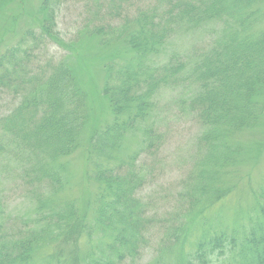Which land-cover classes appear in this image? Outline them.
I'll return each mask as SVG.
<instances>
[{"label":"trees","instance_id":"1","mask_svg":"<svg viewBox=\"0 0 264 264\" xmlns=\"http://www.w3.org/2000/svg\"><path fill=\"white\" fill-rule=\"evenodd\" d=\"M13 1L0 0V12ZM16 1L20 15L11 31L19 34L0 53V93L8 89L16 99L0 117V162L2 170L11 166L36 213L9 224L3 211L0 264H264V183L252 190L255 205L244 230L227 229L194 244L189 228V216H201L210 203L232 193L242 153L236 137L264 116V0H140L149 6L133 15L124 12L134 0H89L94 19L109 9L120 24L90 19L74 40L62 38L58 28L64 0H38L37 9ZM206 22L221 27L200 50L186 54L190 58L165 51L177 33ZM81 33L101 38L104 46L123 42L132 51L105 65L103 92L114 119L96 128L87 146L98 192L91 212L84 213L74 198L61 199L65 170L55 163L81 147L90 121L88 95L66 58ZM49 43L64 47L66 56L42 62ZM166 91H176L177 103L204 130L201 155L179 195L186 208L159 218L140 195L149 175L140 156L161 147L159 97ZM134 132H141L143 149L127 153L125 143ZM203 196L204 205H198ZM155 227L161 237L151 258L140 263ZM41 249L52 251L51 259L37 262Z\"/></svg>","mask_w":264,"mask_h":264},{"label":"rangeland","instance_id":"2","mask_svg":"<svg viewBox=\"0 0 264 264\" xmlns=\"http://www.w3.org/2000/svg\"><path fill=\"white\" fill-rule=\"evenodd\" d=\"M36 1L38 0H25L24 7L33 6V9H37L39 4L36 6L34 4ZM146 6H149V2L134 0L126 5L124 14L133 15L138 8ZM19 7L18 2L14 0L0 12V53L18 37L19 30L12 33L11 29L14 26V18L20 15ZM261 7L264 9V2ZM92 11L89 0H64L58 12V28L61 30V37L65 40H74L75 31L79 27H86L90 19H93V23L97 25L117 26L120 24L117 15L109 9L101 12L99 10L98 20L94 19ZM39 12H37L38 18L41 16ZM220 27L219 23L206 22L195 31L179 32L168 41L165 51L181 52L183 56L190 58L186 54L200 50ZM80 35V39L74 43L73 51L68 50V54L64 47L49 43L45 47V52H41V61H48L50 57L59 61L67 54V60L78 69L77 74L81 79L79 83L88 95L90 121L82 145L75 153L55 162L60 169L65 170L62 176L66 181V187H64L65 192L61 199L74 198L79 209L84 213L91 212L90 204L98 192V184L89 172L87 146H89L95 129L111 123L114 119L111 103L103 92L107 77L105 65L117 56H129L128 52L132 53V51L123 42L104 46L101 44V38L97 36H87L82 33ZM14 99L8 89L0 93V117L10 112ZM177 99L176 91L161 93L159 97L160 123L156 122L164 138L161 147L153 152H144L140 156V161L147 164L149 171L147 182L140 191V195L151 202L152 213H158L159 218L170 217L171 212L186 208L184 203L186 205L187 203L180 199L179 195L183 186L188 183L194 161L201 155L200 137L204 129L195 114L178 104ZM236 140L242 147V153L238 165L235 166V169L239 171L235 188L222 201L215 204L210 203L202 209L205 213L201 216H198L199 214L189 216V228L192 230L190 237L194 244L195 241L209 238L227 229L244 230L245 223L249 219V212H253L255 199L252 190H256L264 183V116L256 126L239 133ZM142 144L141 132H134L127 139L124 148L129 153L142 148ZM4 165L7 167L8 163L4 161ZM2 167L0 162V220L4 213L10 216L6 218L9 224L10 219L17 216L27 220L34 218L36 213L34 200L26 194L23 184L16 179V176L14 177L15 173L11 171V166L3 170ZM204 198L205 196L198 205H201ZM160 237V227H155L152 231L151 242L141 251L138 260L140 263L151 258ZM95 239L103 241L98 234ZM48 249H41L37 255V262L45 261L47 258L51 259L49 257L52 251ZM252 257L253 255H250L248 258L252 259Z\"/></svg>","mask_w":264,"mask_h":264}]
</instances>
